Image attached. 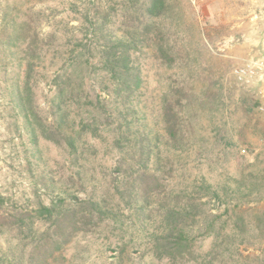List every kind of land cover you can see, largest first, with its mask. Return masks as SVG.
Returning <instances> with one entry per match:
<instances>
[{
    "label": "rangeland",
    "instance_id": "rangeland-1",
    "mask_svg": "<svg viewBox=\"0 0 264 264\" xmlns=\"http://www.w3.org/2000/svg\"><path fill=\"white\" fill-rule=\"evenodd\" d=\"M125 1H100L103 8L116 9L111 25L121 32L126 30ZM161 1V15L148 20L146 29L139 27L146 31L148 49L138 54L142 78L135 104L141 113L138 121L149 124L163 138H169L167 127L176 125L180 150L173 151L172 141L163 155L167 194L205 180L219 199L209 201L196 195L194 206L201 202L200 212L208 218H196L203 231L195 236L190 254L177 262L158 259L132 212L112 194L106 196L117 157L107 135L105 142L95 144L100 150L96 160L80 163L82 177L92 181L86 186L87 195L105 193L106 202L119 205L124 216L116 223L99 221L95 229L71 238L63 247L62 262L264 264V117L255 109L256 86L244 84L234 74L244 62L264 56V0ZM82 2L0 0V197L18 205L31 207L39 198L49 202L50 181L59 183L60 177L61 183H67L60 189L61 198L68 196L75 174H71L66 151L52 142L56 68L51 57L38 59L27 81L24 64H5V33L18 31L24 23L25 28L27 24L36 27L40 38L56 28L77 35ZM78 66L72 68L74 77H86L83 86L89 95L98 92L99 73ZM12 86L20 87L22 110L16 107L19 100L12 95ZM168 107L174 110L172 117ZM86 110L88 120L97 117L92 108ZM144 203L151 204L152 199ZM8 244L11 240L0 235V248Z\"/></svg>",
    "mask_w": 264,
    "mask_h": 264
},
{
    "label": "trees",
    "instance_id": "trees-1",
    "mask_svg": "<svg viewBox=\"0 0 264 264\" xmlns=\"http://www.w3.org/2000/svg\"><path fill=\"white\" fill-rule=\"evenodd\" d=\"M82 1L81 10L77 11L80 25L77 35L56 28L46 38H40L36 27L27 24L25 28L24 23L18 31L5 33L4 46L8 52L5 64H24L27 81L38 59L44 60L47 54L51 57L52 67L56 68L52 78L55 89L51 107L52 142L68 154L75 177L70 178L71 192L64 198L60 189L67 183H61L60 177L56 186L51 179L53 191L47 203L39 198L29 207L0 197V235L12 242L0 248V264H64L62 250L71 238L95 229L99 221L116 223L126 208L139 222L140 232L148 234L147 241L151 242L156 257L177 262L182 255L190 254L195 236L203 231L196 218L204 221L208 218V214L200 212L204 206L199 199L194 206L196 195L209 201L218 200L219 196L205 180L198 181L195 187L167 194L162 180L163 155L172 141L173 151L180 150L176 146V125L170 124L169 138H163L149 124L138 121L141 113L135 104L142 84L138 54L148 49L146 31L139 27L146 29L148 20L160 16L163 3L126 0L122 16L126 30L121 32L111 25L116 15L114 7L103 8L101 0ZM78 65L99 73L98 92L89 95L83 86L86 77H74L72 68ZM12 95L18 98L16 107L22 110L20 87L14 86ZM88 107L97 114L92 121L85 118ZM169 107L174 109L173 105ZM169 107L167 112L172 117L174 110ZM107 135L109 148L117 157L112 182L106 184L105 192L123 203L124 209L108 204L105 193L101 197L87 195L86 186L92 181L82 177L80 163L88 158L96 160L100 150L95 144L105 142ZM79 194L86 196L79 198ZM146 199H152V203L146 205ZM148 226L152 229L148 230Z\"/></svg>",
    "mask_w": 264,
    "mask_h": 264
},
{
    "label": "built area",
    "instance_id": "built-area-1",
    "mask_svg": "<svg viewBox=\"0 0 264 264\" xmlns=\"http://www.w3.org/2000/svg\"><path fill=\"white\" fill-rule=\"evenodd\" d=\"M234 74L244 84L256 86L255 109L264 117V56L244 62L234 70Z\"/></svg>",
    "mask_w": 264,
    "mask_h": 264
}]
</instances>
